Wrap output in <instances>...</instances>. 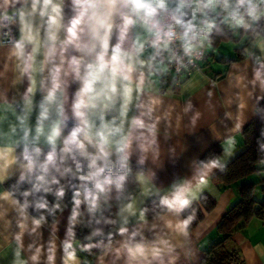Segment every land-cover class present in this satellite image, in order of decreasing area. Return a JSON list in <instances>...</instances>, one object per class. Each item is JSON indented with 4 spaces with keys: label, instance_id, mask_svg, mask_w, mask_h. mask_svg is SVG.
<instances>
[{
    "label": "clouds",
    "instance_id": "1",
    "mask_svg": "<svg viewBox=\"0 0 264 264\" xmlns=\"http://www.w3.org/2000/svg\"><path fill=\"white\" fill-rule=\"evenodd\" d=\"M253 144L264 0H0V264H200Z\"/></svg>",
    "mask_w": 264,
    "mask_h": 264
},
{
    "label": "trees",
    "instance_id": "2",
    "mask_svg": "<svg viewBox=\"0 0 264 264\" xmlns=\"http://www.w3.org/2000/svg\"><path fill=\"white\" fill-rule=\"evenodd\" d=\"M251 142V132L246 138H242V144ZM211 149L219 151L220 146L213 144ZM256 159L255 145L251 150L241 153L233 162L230 171L218 177L215 183L222 185L221 189L234 187L237 192V198L231 208L222 216L220 223L216 228L217 239L204 252L203 260L200 264H241V260L236 252L227 249V244L231 241L233 233L247 224L251 219H264V200L253 203V185L264 194V181L261 179L256 183L242 182L246 177L253 173V161ZM212 199L204 202L206 210L211 211ZM215 202V201H214ZM203 218V213H200Z\"/></svg>",
    "mask_w": 264,
    "mask_h": 264
},
{
    "label": "crops",
    "instance_id": "3",
    "mask_svg": "<svg viewBox=\"0 0 264 264\" xmlns=\"http://www.w3.org/2000/svg\"><path fill=\"white\" fill-rule=\"evenodd\" d=\"M219 70L220 69L218 67V64L210 63L208 66V71L210 73H215ZM199 103H202V99L199 100ZM241 143H242V138H241ZM194 151L199 152V147L198 146L194 147ZM184 170L185 169L183 162H181V165L178 166L177 169L170 170L168 176L165 177V179H170L172 171L183 172ZM260 179L264 181V177L250 175L246 177L242 182L256 183ZM215 185H216V191L211 194L209 199L214 200L216 203H218L219 208H224L225 210L222 213H220L218 208L216 214L211 215L209 217L208 222L211 223V227L204 230L201 238L195 241L200 251L203 253V256H204V252L217 239L216 228L220 223L222 216L231 208V206L234 204L237 198V192L234 187L221 189L222 185H218L217 183H215ZM254 197L257 201L264 200V194L260 192L259 187L256 188ZM257 244H264V219L253 218L247 224L243 225L239 230L233 233L231 241L227 244V249L231 252H236L238 254L244 247L255 246ZM241 264H247V262L241 260ZM257 264H259L258 258H257Z\"/></svg>",
    "mask_w": 264,
    "mask_h": 264
}]
</instances>
